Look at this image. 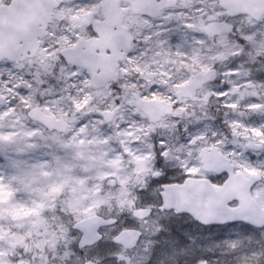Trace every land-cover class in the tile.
I'll list each match as a JSON object with an SVG mask.
<instances>
[{"label": "snow or ice", "instance_id": "obj_1", "mask_svg": "<svg viewBox=\"0 0 264 264\" xmlns=\"http://www.w3.org/2000/svg\"><path fill=\"white\" fill-rule=\"evenodd\" d=\"M0 264H264V0H0Z\"/></svg>", "mask_w": 264, "mask_h": 264}]
</instances>
